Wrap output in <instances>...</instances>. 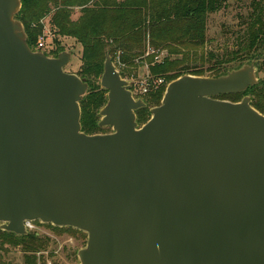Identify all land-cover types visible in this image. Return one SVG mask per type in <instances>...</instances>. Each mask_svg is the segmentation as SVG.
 Here are the masks:
<instances>
[{"label":"water","instance_id":"water-1","mask_svg":"<svg viewBox=\"0 0 264 264\" xmlns=\"http://www.w3.org/2000/svg\"><path fill=\"white\" fill-rule=\"evenodd\" d=\"M20 0H0V230L39 221L86 234L78 264H264V115L244 93L251 61L218 77L183 75L142 126L106 57L104 135L81 131L86 79L27 44Z\"/></svg>","mask_w":264,"mask_h":264},{"label":"trees","instance_id":"trees-1","mask_svg":"<svg viewBox=\"0 0 264 264\" xmlns=\"http://www.w3.org/2000/svg\"><path fill=\"white\" fill-rule=\"evenodd\" d=\"M20 1L21 9L16 18L23 25L27 44L31 49H35L37 38L42 34L41 20L51 13L56 24L55 35L72 38L81 46V66L77 76L86 79L88 84L87 94L80 102L81 131L86 135H96L102 131L98 127L100 121L98 113L106 104L107 92L100 88L99 81L107 56L112 59V54L121 52L118 64L124 66V69L119 73L124 77L127 75V68L133 66L132 59L142 54L145 40L143 37L147 30L155 41L154 37H158V33H162L169 26H180L181 37L174 43L181 46L204 44L208 16L225 7L228 2V0H156L154 4H148L145 0ZM236 1L248 8V14L240 17L243 23L239 29L241 45L234 53L233 60L236 58L241 64L256 60L264 65V0ZM74 9H78L80 15L76 21H71L69 18ZM54 43L56 46L51 57L55 58L64 49L58 39H55ZM241 64L235 67L238 68ZM170 68L171 63L167 61L155 65L151 68L150 76L159 80L164 79L167 73H170ZM221 70L211 77L224 75L228 71ZM187 75L203 76L198 72H187ZM180 76L181 73H178L171 78L177 79ZM165 87L160 85L143 97L146 106L136 111L139 126L144 125L150 118V110L147 109L149 104L160 105ZM245 96L250 97L251 106L264 115V81L249 87L244 93L220 95L214 99L238 103ZM35 240L33 235L15 236L0 231V245L33 246ZM25 264L35 262L26 257Z\"/></svg>","mask_w":264,"mask_h":264},{"label":"rangeland","instance_id":"rangeland-1","mask_svg":"<svg viewBox=\"0 0 264 264\" xmlns=\"http://www.w3.org/2000/svg\"><path fill=\"white\" fill-rule=\"evenodd\" d=\"M145 1L148 4L156 2V0ZM247 14V7L245 8V6L239 4L236 0H228L225 7L223 6L217 12L208 16L205 29V43L198 46H181L174 43L181 37L180 26H169L162 33H158V37H154L155 41L150 31L147 30L143 37L145 40L144 47L141 50L142 54L132 59L133 66L127 68V75L122 77L130 86L133 97L136 100L140 99L143 101L144 96L140 95L141 84L148 79H151V81L159 80L150 76V74L152 75L151 68L166 61L169 64L171 63L170 73H167L164 79H160L163 80L162 85L166 87L170 82L176 80L171 77H174L178 73H181V76H183L187 75V72H198L203 75L202 77H211L213 74L222 71L221 69H227L228 71L237 69L235 66L241 63H239L238 59L235 58L233 60V58L234 53L240 49L241 45L239 29L243 23L240 17ZM79 15L78 9H74L69 19L76 21ZM53 17L54 15L51 13L41 20L43 25L42 33L49 35L47 46L42 53L51 57V53L56 46L54 40L58 39L64 49L62 52H67L71 55L70 62L64 67V71L77 75L81 66V46L72 38L55 35L56 24L52 20ZM120 55L121 52L111 55L112 62L118 72L124 69V66L121 67L118 64ZM251 61L244 62L239 67L249 64ZM254 68L258 83L264 81V65L260 61H257L254 64ZM157 106L149 104L147 109L150 110ZM101 129V133L96 135L112 132V129L109 127H102ZM31 226L32 228L28 230L27 236L31 237L33 235L36 238L35 244L33 246L0 245V264H25L26 257L33 260L35 264L79 263L77 252L86 245L87 236L85 233L72 228H60L49 224H42L39 221L31 222ZM28 249H32V251Z\"/></svg>","mask_w":264,"mask_h":264},{"label":"built area","instance_id":"built-area-1","mask_svg":"<svg viewBox=\"0 0 264 264\" xmlns=\"http://www.w3.org/2000/svg\"><path fill=\"white\" fill-rule=\"evenodd\" d=\"M118 1L122 2L126 0H118ZM48 36L49 35L47 33H42L41 35H39L36 41L35 49H32V50L43 52L47 46ZM162 84H163V80L151 81V79H148L141 84L142 89H141L140 95L145 96L149 94L151 91H154L156 88H158ZM24 225L26 227V230H29L32 228L31 222H28V221L24 222Z\"/></svg>","mask_w":264,"mask_h":264},{"label":"flooded vegetation","instance_id":"flooded-vegetation-1","mask_svg":"<svg viewBox=\"0 0 264 264\" xmlns=\"http://www.w3.org/2000/svg\"><path fill=\"white\" fill-rule=\"evenodd\" d=\"M143 102H145L144 101V99H143ZM1 231V230H0ZM3 232V231H2ZM7 233V232H6ZM12 234V233H11ZM13 235H15V234H13ZM28 235V230H27V234L26 235H23V236H27ZM15 236H18V235H15Z\"/></svg>","mask_w":264,"mask_h":264}]
</instances>
